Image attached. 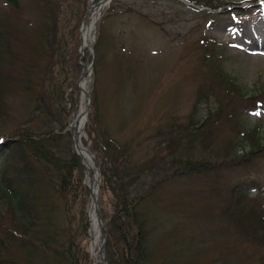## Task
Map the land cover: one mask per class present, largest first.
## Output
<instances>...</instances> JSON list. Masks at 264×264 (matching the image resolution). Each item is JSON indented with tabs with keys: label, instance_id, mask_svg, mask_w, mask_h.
Listing matches in <instances>:
<instances>
[{
	"label": "trees",
	"instance_id": "obj_1",
	"mask_svg": "<svg viewBox=\"0 0 264 264\" xmlns=\"http://www.w3.org/2000/svg\"><path fill=\"white\" fill-rule=\"evenodd\" d=\"M90 2L41 0L30 44L29 38L19 39L18 25L8 23L7 17L0 28L5 45V51L0 50V101L13 91L29 95L30 108L34 105L35 114L45 123L43 128L0 132V264H93L87 253L90 191L69 135L63 134L79 110L77 87L84 68L79 35ZM10 4L17 13L22 12L15 1ZM104 20L97 24L99 44L105 36ZM204 40V47L210 50L207 59H224L226 51L220 50L216 39ZM93 55L85 49V65H98V52ZM207 64L209 83L199 85L190 120L173 122L158 133L167 160L160 158L150 166L133 167L122 159L116 145L104 140L94 84L91 86L92 106L85 129L102 173L98 211L107 229L108 264H153L146 205L164 182L196 176L209 179L210 188L219 195L222 181L228 180L225 194L217 201L222 204L219 215L241 237L264 246V182L259 172L264 144L257 130L240 132L243 116L264 108V91L251 96L243 93L222 70L221 62ZM209 99L213 103L205 106ZM4 112L0 102V117ZM225 127L234 136L225 137L221 146L217 142ZM155 168L162 174L160 179L145 187L143 181ZM75 218L77 228H70ZM254 258L264 264V252L243 257L240 264Z\"/></svg>",
	"mask_w": 264,
	"mask_h": 264
},
{
	"label": "rangeland",
	"instance_id": "obj_2",
	"mask_svg": "<svg viewBox=\"0 0 264 264\" xmlns=\"http://www.w3.org/2000/svg\"><path fill=\"white\" fill-rule=\"evenodd\" d=\"M18 1L20 13L0 0V23L5 24V17L8 23H16L19 39L29 38L30 44L42 3ZM194 1L216 7L212 12L217 17L200 14ZM263 6L264 0H118L109 5L101 17H105L103 41L99 44L95 38L93 42L92 31L88 35L99 62L91 67L86 80L89 88L95 85L103 138L121 150L123 160L126 158L133 167L150 166L160 158L167 160L168 152L160 146L158 133L173 122L190 120L199 85L209 83L207 61L221 62L222 70L243 93L251 96L264 91ZM16 16L20 17L18 22ZM214 36L225 44L220 49L227 50L224 59H207L210 50L201 46L202 39ZM209 101L205 106L213 103ZM3 102L6 114L0 118V131L45 126L35 114L36 107L30 108L33 101L29 95L11 94ZM241 121L240 132L257 130L264 144V110L248 111ZM52 126L60 129L56 121ZM231 131L223 128L217 143L222 146L225 137L234 136ZM260 166V180L264 182V159ZM155 169L143 181L145 187L160 179L162 174ZM209 182L192 177L158 186L146 205L153 264H240L243 257L264 252V246L241 237L219 215L222 204L217 201L225 194L228 180L222 181L220 195ZM69 226L77 228L76 218ZM248 264L261 263L254 258Z\"/></svg>",
	"mask_w": 264,
	"mask_h": 264
},
{
	"label": "bare ground",
	"instance_id": "obj_3",
	"mask_svg": "<svg viewBox=\"0 0 264 264\" xmlns=\"http://www.w3.org/2000/svg\"><path fill=\"white\" fill-rule=\"evenodd\" d=\"M104 8V7H103ZM102 8V10H103ZM100 14V8L94 9L92 14H90V20L88 26L84 29V34L82 35L87 43L88 41V35L89 32H91V28L93 27L94 21L98 18V15ZM93 18V22L90 23L91 19ZM257 40V39H256ZM259 43V42H258ZM259 46V45H258ZM83 88L85 89L84 83L82 84ZM86 103L83 100L82 103V111L85 110ZM84 114H82L80 117L75 118V120L71 124V131L73 133L74 140L77 145V149L79 154L81 155L82 163L85 167L86 172V184L91 186L93 188L94 196L96 194V177L94 176V170L95 164L93 162V159L88 154L87 148L84 147L82 141H83V134H84ZM97 215L95 212V209L93 208L91 213V227H90V253L91 256L95 262V264H101L102 260V250H103V239L102 237V225L99 221H97ZM103 263V262H102Z\"/></svg>",
	"mask_w": 264,
	"mask_h": 264
},
{
	"label": "water",
	"instance_id": "obj_4",
	"mask_svg": "<svg viewBox=\"0 0 264 264\" xmlns=\"http://www.w3.org/2000/svg\"><path fill=\"white\" fill-rule=\"evenodd\" d=\"M104 3H105V1H103L102 3H99V7L101 8V7L103 6ZM87 20H88V18H86V20H85L84 27H85L86 24H87ZM84 45H85V43H84ZM85 94H86V97H85V98H87V99H86L87 104H89V93L86 92ZM88 111H89V109L87 108V110H86V112H85V115H87ZM86 119H87V118H86ZM76 152H77V151H76ZM88 153L90 154V156H91L92 159H93V158H94L93 154H92L90 151H88ZM77 154H78V152H77ZM93 160H94V159H93ZM99 179H100V175H99ZM99 179H97V180H98V184H97V189H95V190H96V198H94L93 189L90 188V190H91L92 201H93V203L95 204V211H96V215H97V217H98V221H99L100 223H102V221H100L101 218H100V216H99V211H97V210H98V203H97V201H98V196H97V193H99V190H98V189H99V186H100V180H99ZM103 251H105V241H104V244H103V250H102L101 252H103ZM103 254H104V252H103Z\"/></svg>",
	"mask_w": 264,
	"mask_h": 264
},
{
	"label": "snow or ice",
	"instance_id": "obj_5",
	"mask_svg": "<svg viewBox=\"0 0 264 264\" xmlns=\"http://www.w3.org/2000/svg\"><path fill=\"white\" fill-rule=\"evenodd\" d=\"M0 143H2V141H0Z\"/></svg>",
	"mask_w": 264,
	"mask_h": 264
}]
</instances>
